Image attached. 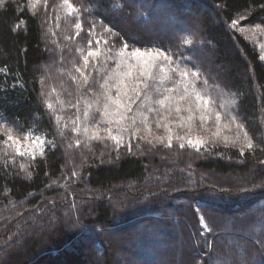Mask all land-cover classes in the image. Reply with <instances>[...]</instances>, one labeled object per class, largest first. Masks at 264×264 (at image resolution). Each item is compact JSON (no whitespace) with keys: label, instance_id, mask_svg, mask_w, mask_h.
<instances>
[{"label":"trees","instance_id":"obj_1","mask_svg":"<svg viewBox=\"0 0 264 264\" xmlns=\"http://www.w3.org/2000/svg\"><path fill=\"white\" fill-rule=\"evenodd\" d=\"M180 1L69 0V9L64 0H6L0 7V125L19 140L55 145L41 155L28 144L33 160L6 146L0 131V264H127V249L160 258L147 264H264V0H182L187 9ZM125 43L128 51L163 48L173 58L165 72L197 71L195 91L209 102L205 121L194 105L192 121L187 111L183 121L173 113L171 133L150 118L151 131L124 133L120 146L108 138L96 97L71 76L96 51L99 90ZM173 79L182 95L184 82ZM77 101L87 134L72 131ZM89 103L95 121L83 117ZM169 134L171 147L148 142ZM189 139L205 143L197 150ZM140 224L151 244L125 232ZM120 229L122 240L112 234ZM226 229L239 247L218 241Z\"/></svg>","mask_w":264,"mask_h":264},{"label":"snow or ice","instance_id":"obj_2","mask_svg":"<svg viewBox=\"0 0 264 264\" xmlns=\"http://www.w3.org/2000/svg\"><path fill=\"white\" fill-rule=\"evenodd\" d=\"M93 2V0H90ZM95 3H99L100 0H94ZM6 0H0V7H3ZM64 4L69 9L73 8V5L69 3V0H64ZM237 21L232 22V27L235 28ZM19 27V25L17 26ZM76 28L82 29V25L77 23ZM107 30V29H106ZM98 43V42H97ZM191 40H184V45H190ZM89 49L92 48V42H89ZM129 45L124 44V47L119 51L118 59H116V68L114 71L109 72L106 75H102L99 79H102V83H99V90H96V84L98 78L92 76L93 71H98L95 63H92L97 58V52L89 50L86 55L83 56V61L80 66H74V72L77 75H72L73 81L79 80L80 84L86 86L88 93L96 97L95 105L97 112L101 117V121L108 125L105 131L108 134V138L113 140L117 146L125 143L124 133L131 134L133 130L139 131L140 126H145L151 131V124H155L157 129L165 128L171 133L169 124L172 122L169 118L175 113L176 118L183 121L185 117L182 115L184 111H187L188 121L194 119L193 106L201 112L199 117L200 121H205L206 113L208 109V101L197 91H195V82L199 76L197 71L182 70L179 65L175 68H169L167 72L164 70L165 63H173L172 56L163 49H158L153 52L151 48L143 49L141 47H135L131 51H128ZM111 58V57H110ZM159 73H163L162 75ZM174 76H179L184 82L183 94L177 95L176 81ZM193 78L192 81L188 80V77ZM171 83L172 87H166V84ZM189 89H192L190 92ZM181 104L187 105L186 109L180 107ZM48 108L52 105L48 104ZM77 108V117L73 120L72 131L85 134L89 133L90 128L88 126H82L80 123L81 117L79 115V101L74 105ZM93 105L89 103L83 112V117L86 121H95L96 113L90 112ZM215 118L220 120V113L215 112ZM235 120V117L231 118ZM168 120L169 123H165ZM115 126V127H113ZM182 126V125H181ZM238 127H242L239 126ZM98 128V124H97ZM0 131L5 135L3 143L8 147H14L17 154L20 156L30 155L33 160L36 159L34 155V149H29L23 145L18 138H14L12 135V129L7 125H0ZM117 134H113V132ZM246 134V133H245ZM93 136L97 139L100 138L99 131L93 132ZM176 139H183V137L177 136ZM158 141L160 144H166L167 147L172 146L173 136L169 134L166 138L164 136H154L149 143ZM76 143L79 145L80 141ZM205 141L191 139L188 140V144L194 147L202 146ZM31 145L40 147V154H44L45 146H51L55 148L54 144H49L47 140H42L39 137L30 141ZM252 145L249 143L248 147ZM180 148H184L185 145L181 143ZM25 148L24 152L20 149ZM129 150L131 145L129 143ZM46 214L42 217L48 219L52 213H48L47 210H43ZM195 211L199 213L201 209L196 208ZM202 227L207 228L204 224V216L199 217ZM52 226H55L54 224Z\"/></svg>","mask_w":264,"mask_h":264},{"label":"rangeland","instance_id":"obj_3","mask_svg":"<svg viewBox=\"0 0 264 264\" xmlns=\"http://www.w3.org/2000/svg\"><path fill=\"white\" fill-rule=\"evenodd\" d=\"M182 1V0H181ZM181 1H180V3H181ZM184 1H186V0H184ZM180 3H179V5H180ZM183 4V6H182V9H187L188 8V6H189V4L188 3H186V2H182L181 3V5ZM195 4H197V2L195 3ZM188 5V6H187ZM197 5H199V7H197L198 9H199V11H201L202 13H203V11H206V12H208V13H210L211 14V12L209 11V9L206 7V6H201L200 4H197ZM165 19H166V17L165 16H163L162 18H160L159 20L161 21V23H162V25L163 24H165ZM163 27H165V25H163ZM159 31H166L165 29H161V28H157ZM179 29H180V31H181V26L180 27H177L176 28V30L175 31H172L171 33H169V32H165L166 34H173L174 32H177V31H179ZM255 32H256V30L254 29H251V30H248V34L249 35H254L255 34ZM97 43V42H96ZM98 44V43H97ZM220 64H219V67L216 65V67L217 68H220ZM215 67V68H216ZM54 116H56V109H54ZM20 141H21V143L23 144V145H25V146H27L28 144H29V146L31 147L32 145L30 144V143H28L27 142V139L26 138H23V139H20ZM21 150H22V148H21ZM180 201H182V200H180ZM164 210L166 211V212H168V211H170V210H172L171 208H168V207H166V208H164ZM185 223V225H188V222L187 221H185L184 222ZM142 228H149L148 226H146V227H144V225H135V226H133V227H130L128 230H125V232H131V231H133V232H135L134 233V235H137V236H139V237H136V238H139L140 240H147L148 241V244L150 243L151 244V242L149 241V239H153V235L152 234H148V233H145L143 230H145V229H142ZM153 230H155V232H154V236L157 234V230H158V228L156 227V226H154L153 227ZM152 230V231H153ZM161 231V230H160ZM138 232V233H137ZM229 232V230L228 229H226L225 231H224V236L222 237V238H220L218 241L219 242H222V243H226V244H232V245H236V246H240L239 244V242L237 241V240H235L234 238H232L231 236L229 237V236H227L226 234ZM256 232H259V231H256ZM112 234H113V236H115L116 238H121V240H122V238H124L123 236L125 235V233L124 232H122V230L120 229L119 231H116V232H112ZM175 234V233H174ZM163 236H165L164 234H163ZM167 239H169V237H167V236H165ZM247 237V236H246ZM169 241H171V240H169ZM168 241V242H169ZM128 247V246H127ZM120 248H126L125 247V245L124 244H121V246H120ZM236 250H238L237 248H236ZM85 251V250H84ZM129 251H128V249L127 250H125V254L128 256V257H126L125 255H123V258H124V260H126V259H128V263L127 264H136L137 262L139 263V264H142V263H144V264H147V263H149V261L151 262V261H153V260H156V261H158L160 258H153V259H151L152 257H153V255H151L152 257H149V255L147 256V257H144V255H143V253H134L133 252V254L132 255H130L129 253H128ZM26 255H28L29 257L28 258H30L31 256H33L32 254H27L26 253ZM238 256H240V259H238V260H242V258H241V251L240 250H238ZM74 258L71 260V262L72 263H74V262H76L77 261V257H76V255L75 256H73ZM79 258V257H78ZM163 258V257H162ZM239 258V257H238ZM117 259H118V255L115 257V263L117 262ZM80 260V259H79ZM78 260V262L79 263H81L80 261ZM62 261H64V260H62ZM70 262V260L68 261V263ZM120 262H121V259H120ZM214 261L213 260H211V263H213ZM215 263V262H214ZM223 263H226V262H223ZM78 264V263H77ZM85 264H88L87 262H85ZM117 264H118V262H117Z\"/></svg>","mask_w":264,"mask_h":264}]
</instances>
